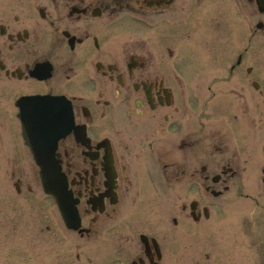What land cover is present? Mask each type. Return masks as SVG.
Instances as JSON below:
<instances>
[{"label":"flooded vegetation","instance_id":"flooded-vegetation-1","mask_svg":"<svg viewBox=\"0 0 264 264\" xmlns=\"http://www.w3.org/2000/svg\"><path fill=\"white\" fill-rule=\"evenodd\" d=\"M260 49L264 0H0V164L17 200L40 191L38 163L57 166L78 227L55 209L45 229L77 262L117 244L161 264L170 222L264 263V86L245 66Z\"/></svg>","mask_w":264,"mask_h":264},{"label":"rangeland","instance_id":"rangeland-1","mask_svg":"<svg viewBox=\"0 0 264 264\" xmlns=\"http://www.w3.org/2000/svg\"><path fill=\"white\" fill-rule=\"evenodd\" d=\"M249 65L256 68V79L264 86V50L260 49L258 52L257 61L245 63V66ZM227 76L230 78V73ZM12 168V165L0 164V264H88L87 257L77 262L78 251L73 238L65 234L46 232L47 226L54 227L55 207L41 188L39 191L34 187L31 195L26 194L17 200L10 174ZM216 212L217 217L214 220L227 221L218 215L217 210ZM14 224L18 226V231L12 234L11 227ZM159 229L165 236L161 264H256L255 259L241 255L239 246L236 248L235 244L231 245L232 251L223 249L224 244L220 238L207 247L202 244H189L187 226L175 229L170 222H164ZM7 247H10L9 253L6 252ZM117 248V244L101 245L99 256L94 258L93 263L128 264L127 257L121 255ZM193 248L196 253L210 249L211 258H191ZM209 251L206 250V253ZM259 264L264 263L260 261Z\"/></svg>","mask_w":264,"mask_h":264},{"label":"water","instance_id":"water-1","mask_svg":"<svg viewBox=\"0 0 264 264\" xmlns=\"http://www.w3.org/2000/svg\"><path fill=\"white\" fill-rule=\"evenodd\" d=\"M39 166L42 169L41 177L44 191L57 198L63 220L70 229H76L78 224L74 204L70 202V197L65 192V189L60 187V179L58 177L59 170L53 165Z\"/></svg>","mask_w":264,"mask_h":264}]
</instances>
